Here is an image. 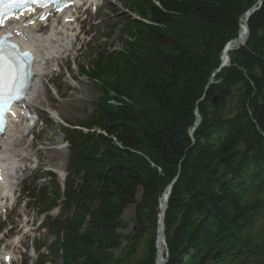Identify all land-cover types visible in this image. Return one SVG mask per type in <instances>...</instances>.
Listing matches in <instances>:
<instances>
[{
    "label": "trees",
    "instance_id": "obj_1",
    "mask_svg": "<svg viewBox=\"0 0 264 264\" xmlns=\"http://www.w3.org/2000/svg\"><path fill=\"white\" fill-rule=\"evenodd\" d=\"M254 1L126 0L140 21L125 17L120 50L81 67L101 96L79 126L100 133L64 130L71 178L59 215L44 223L49 256L154 264L157 201L175 178L165 264H264V0L245 44L209 84ZM49 185L39 213L60 198Z\"/></svg>",
    "mask_w": 264,
    "mask_h": 264
},
{
    "label": "rangeland",
    "instance_id": "obj_2",
    "mask_svg": "<svg viewBox=\"0 0 264 264\" xmlns=\"http://www.w3.org/2000/svg\"><path fill=\"white\" fill-rule=\"evenodd\" d=\"M124 3L125 0H99L100 6L96 7L95 12L87 11L85 21H82L84 16L82 20L79 18L75 25L81 33L68 55H61L57 60L58 66L55 64L57 72L52 74L51 79L41 82L38 93L33 97L31 104L39 117L32 130L36 139L30 144V136L25 137L23 149L34 158L32 162H28L27 170L22 172L21 181L15 187L16 194H19V202L9 212L1 213L0 259L6 252L13 258L12 264H23L25 260H28V264H34L38 258L33 247L43 241L48 244L52 241L46 231L41 230L44 216H37V202L31 198L26 199L28 195L26 191L32 186L40 188L47 185L50 180L49 173L53 174L54 181L63 187V179L67 175L68 152L60 130L62 124L85 121L93 109V103L100 96V87L93 80L81 77L79 67L85 66L93 59L92 53L95 55L101 50L110 52L120 50V29L122 21L129 14ZM78 28L73 34L77 33ZM51 114L57 115L58 120ZM35 166L36 169L33 170ZM58 172H63L64 177L57 175ZM139 194L140 192L137 198ZM60 209L61 204L49 215L56 217ZM133 209V206H129L123 211L122 219L125 222L132 219ZM40 252L45 253L44 248ZM48 260L47 264H60L57 259Z\"/></svg>",
    "mask_w": 264,
    "mask_h": 264
},
{
    "label": "bare ground",
    "instance_id": "obj_3",
    "mask_svg": "<svg viewBox=\"0 0 264 264\" xmlns=\"http://www.w3.org/2000/svg\"><path fill=\"white\" fill-rule=\"evenodd\" d=\"M67 12L65 19H73ZM245 20L242 18L239 22V37H242L245 30ZM72 24L59 20L55 26L46 33L40 32L39 25L27 26V23H16L15 29H18L22 35L23 40L21 46L25 48H31L36 52V61L34 64V76L33 83L30 87V93L37 91L36 78L45 72H49V68L52 65L49 64L56 56H59L65 52L69 45V38ZM25 40V41H24ZM228 53H226L227 55ZM222 56V54H221ZM46 66V68H44ZM46 77V76H45ZM50 99V96L48 95ZM25 106L30 107L25 102H22ZM22 105V106H24ZM23 109H15V118L12 124L8 125L5 133L0 136V205L8 204V199L11 193V187L16 180L17 173L21 171L19 163L25 160L26 153L19 148L20 140L23 133L26 131L27 124L24 122ZM57 115H53L55 117ZM57 120V117H56ZM165 195V194H164ZM164 195L159 198L158 206L160 211L163 209ZM0 206V207H1ZM164 254V247L160 241L156 242V264H161V260ZM5 256V254H4ZM3 256V257H4Z\"/></svg>",
    "mask_w": 264,
    "mask_h": 264
},
{
    "label": "snow or ice",
    "instance_id": "obj_4",
    "mask_svg": "<svg viewBox=\"0 0 264 264\" xmlns=\"http://www.w3.org/2000/svg\"><path fill=\"white\" fill-rule=\"evenodd\" d=\"M11 6V4L4 5L6 8ZM21 55L30 54H21L16 45L8 43L7 37L0 36V105L3 106L0 113L10 110V101L18 99L19 92L23 88V84L18 83L23 77Z\"/></svg>",
    "mask_w": 264,
    "mask_h": 264
},
{
    "label": "water",
    "instance_id": "obj_5",
    "mask_svg": "<svg viewBox=\"0 0 264 264\" xmlns=\"http://www.w3.org/2000/svg\"><path fill=\"white\" fill-rule=\"evenodd\" d=\"M260 4H261V0H256V2L246 12H244L243 15L241 16V18H244V20H245V24H244V26H245L244 34H243L242 37H239L238 36L237 38L230 40L224 46V48L222 50L221 63L219 65L218 69L215 71V73L218 72L219 69L222 66H225V65L228 64L229 57H228V55H226V53H228L229 51L238 49L239 47H242L244 45V43H245V41L247 40V37H248V29H247V21H248V18L251 16V14H253L259 8ZM213 76H214V74H213ZM195 116H196V121H195V124H194V128L191 131V135H192L194 129L198 125V115H197V112H196ZM170 190H171V184L168 185V187L166 188V195L164 197L163 210L159 214V230L157 232V239H158V241H160L162 243V245L164 247H165V243H164V236H163V232H164L163 219H164V211H165V208H166V204H167V200H168V197H169V194H170ZM164 262H165V260H162L161 261V264H164Z\"/></svg>",
    "mask_w": 264,
    "mask_h": 264
}]
</instances>
